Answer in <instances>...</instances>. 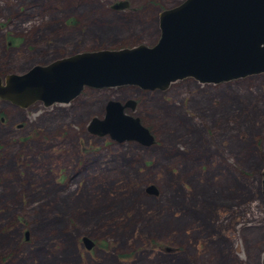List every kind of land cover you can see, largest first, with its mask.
I'll return each instance as SVG.
<instances>
[{
	"label": "rangeland",
	"instance_id": "obj_1",
	"mask_svg": "<svg viewBox=\"0 0 264 264\" xmlns=\"http://www.w3.org/2000/svg\"><path fill=\"white\" fill-rule=\"evenodd\" d=\"M181 1L0 0V77L151 46L159 12ZM127 98L150 145L86 130L107 100ZM263 169L264 72L83 88L47 107L0 100V264H262Z\"/></svg>",
	"mask_w": 264,
	"mask_h": 264
},
{
	"label": "water",
	"instance_id": "obj_2",
	"mask_svg": "<svg viewBox=\"0 0 264 264\" xmlns=\"http://www.w3.org/2000/svg\"><path fill=\"white\" fill-rule=\"evenodd\" d=\"M158 29L151 46L76 52L0 77V100L20 108L34 102L47 107L68 103L83 88L162 91L184 78L217 84L264 72V0H182L159 12ZM134 107L130 98L109 99L102 117H92L86 130L117 142L150 145L148 129L125 112ZM260 184L264 198V169ZM145 189L154 192L152 185ZM81 241L86 248L92 245L86 237Z\"/></svg>",
	"mask_w": 264,
	"mask_h": 264
},
{
	"label": "flooded vegetation",
	"instance_id": "obj_3",
	"mask_svg": "<svg viewBox=\"0 0 264 264\" xmlns=\"http://www.w3.org/2000/svg\"><path fill=\"white\" fill-rule=\"evenodd\" d=\"M143 91V90H142ZM126 110H128V109H126Z\"/></svg>",
	"mask_w": 264,
	"mask_h": 264
}]
</instances>
